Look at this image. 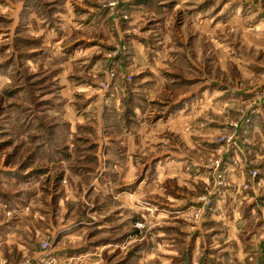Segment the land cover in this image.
Instances as JSON below:
<instances>
[{
    "label": "rangeland",
    "instance_id": "obj_1",
    "mask_svg": "<svg viewBox=\"0 0 264 264\" xmlns=\"http://www.w3.org/2000/svg\"><path fill=\"white\" fill-rule=\"evenodd\" d=\"M0 264H264V0H0Z\"/></svg>",
    "mask_w": 264,
    "mask_h": 264
}]
</instances>
